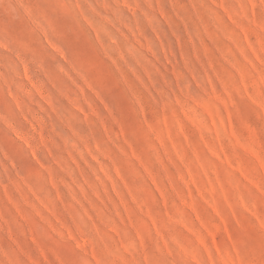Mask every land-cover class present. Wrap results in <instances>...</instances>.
Returning <instances> with one entry per match:
<instances>
[{"label":"rangeland","instance_id":"1","mask_svg":"<svg viewBox=\"0 0 264 264\" xmlns=\"http://www.w3.org/2000/svg\"><path fill=\"white\" fill-rule=\"evenodd\" d=\"M0 264H264V0H0Z\"/></svg>","mask_w":264,"mask_h":264}]
</instances>
